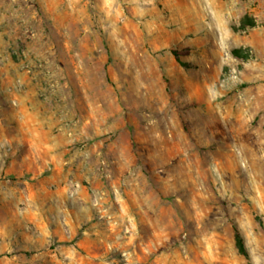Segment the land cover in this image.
Returning a JSON list of instances; mask_svg holds the SVG:
<instances>
[{
  "label": "rangeland",
  "instance_id": "1",
  "mask_svg": "<svg viewBox=\"0 0 264 264\" xmlns=\"http://www.w3.org/2000/svg\"><path fill=\"white\" fill-rule=\"evenodd\" d=\"M0 264H264V0H0Z\"/></svg>",
  "mask_w": 264,
  "mask_h": 264
},
{
  "label": "trees",
  "instance_id": "2",
  "mask_svg": "<svg viewBox=\"0 0 264 264\" xmlns=\"http://www.w3.org/2000/svg\"><path fill=\"white\" fill-rule=\"evenodd\" d=\"M233 54H235L238 57H242L243 55V50L241 48H234L233 49ZM235 238H236V245L239 249V251L244 254L245 256H248V250H247V246L245 244V240L243 235L241 234V232L236 229V234H235Z\"/></svg>",
  "mask_w": 264,
  "mask_h": 264
}]
</instances>
